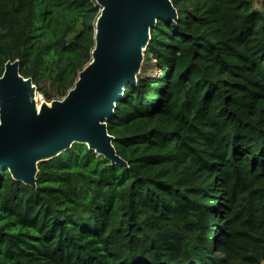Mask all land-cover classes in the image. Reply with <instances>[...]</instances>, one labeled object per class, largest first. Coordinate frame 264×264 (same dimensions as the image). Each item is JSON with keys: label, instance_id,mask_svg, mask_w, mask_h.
<instances>
[{"label": "trees", "instance_id": "obj_1", "mask_svg": "<svg viewBox=\"0 0 264 264\" xmlns=\"http://www.w3.org/2000/svg\"><path fill=\"white\" fill-rule=\"evenodd\" d=\"M108 132L37 186L0 168V264H264V0H172ZM96 0H0L9 59L50 101L92 58Z\"/></svg>", "mask_w": 264, "mask_h": 264}, {"label": "water", "instance_id": "obj_2", "mask_svg": "<svg viewBox=\"0 0 264 264\" xmlns=\"http://www.w3.org/2000/svg\"><path fill=\"white\" fill-rule=\"evenodd\" d=\"M92 58L62 98L39 101L32 77L9 59L0 76V168L37 186L38 164L71 148L74 142L112 163L127 166L117 153L108 120L124 86L136 82L145 61L151 27L177 19L172 0H96Z\"/></svg>", "mask_w": 264, "mask_h": 264}, {"label": "rangeland", "instance_id": "obj_3", "mask_svg": "<svg viewBox=\"0 0 264 264\" xmlns=\"http://www.w3.org/2000/svg\"><path fill=\"white\" fill-rule=\"evenodd\" d=\"M143 65L146 66V67L148 68V69H147V70H148V71H147V72H148V75H151V74H153V73H157V72H159V69H154V68H153L154 65H152V64L149 65V64H145V63H144ZM144 66H143V67H144ZM37 94H38V97H39V101H41V100H46L44 94H42L41 91L38 90V93H37ZM56 98H57V97H56Z\"/></svg>", "mask_w": 264, "mask_h": 264}]
</instances>
